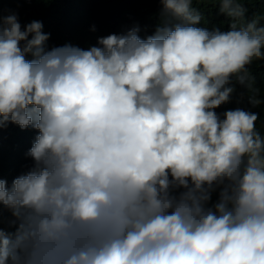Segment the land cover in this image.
I'll return each mask as SVG.
<instances>
[{"label": "clouds", "instance_id": "obj_1", "mask_svg": "<svg viewBox=\"0 0 264 264\" xmlns=\"http://www.w3.org/2000/svg\"><path fill=\"white\" fill-rule=\"evenodd\" d=\"M158 2L153 34L87 49L0 15V130L38 133L32 167L0 176V264H264L258 114L214 111L264 59V26L244 0H215L226 32Z\"/></svg>", "mask_w": 264, "mask_h": 264}, {"label": "trees", "instance_id": "obj_2", "mask_svg": "<svg viewBox=\"0 0 264 264\" xmlns=\"http://www.w3.org/2000/svg\"><path fill=\"white\" fill-rule=\"evenodd\" d=\"M192 7L202 16L196 27L209 31L230 30L231 18L219 12L215 0H201L199 3L194 0ZM243 7L246 9V22L259 17V26H264V0H244ZM13 13L17 15L22 28L32 21H40L42 31L49 34L46 42L49 49L65 44L87 49L97 44L98 37L118 34L132 26H139V35L144 38L153 34L161 23L158 0H0V15ZM246 68L248 75L245 84L238 83L233 76L230 86L234 87V91L229 102L214 111L221 117L225 111L237 108L256 113V130L264 136V59H254ZM252 98L260 103L254 106L250 102ZM37 134L32 127L21 129L15 124L0 130V176L9 185L15 177L32 167L33 161L26 153ZM216 199L214 193L212 201ZM4 217L7 228V210Z\"/></svg>", "mask_w": 264, "mask_h": 264}]
</instances>
